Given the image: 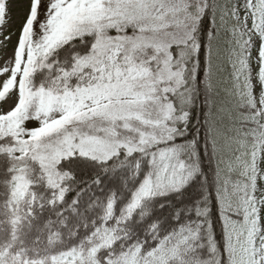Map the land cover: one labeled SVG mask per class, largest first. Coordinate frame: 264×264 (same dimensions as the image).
<instances>
[{
    "label": "snow or ice",
    "instance_id": "1",
    "mask_svg": "<svg viewBox=\"0 0 264 264\" xmlns=\"http://www.w3.org/2000/svg\"><path fill=\"white\" fill-rule=\"evenodd\" d=\"M0 264H264V0H0Z\"/></svg>",
    "mask_w": 264,
    "mask_h": 264
},
{
    "label": "rangeland",
    "instance_id": "2",
    "mask_svg": "<svg viewBox=\"0 0 264 264\" xmlns=\"http://www.w3.org/2000/svg\"><path fill=\"white\" fill-rule=\"evenodd\" d=\"M15 26V25H14Z\"/></svg>",
    "mask_w": 264,
    "mask_h": 264
}]
</instances>
